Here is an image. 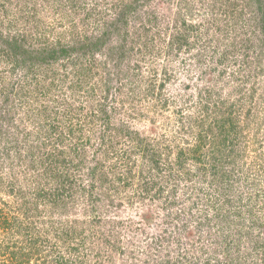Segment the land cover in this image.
<instances>
[{
	"label": "rangeland",
	"instance_id": "1",
	"mask_svg": "<svg viewBox=\"0 0 264 264\" xmlns=\"http://www.w3.org/2000/svg\"><path fill=\"white\" fill-rule=\"evenodd\" d=\"M263 21L0 0V264H264Z\"/></svg>",
	"mask_w": 264,
	"mask_h": 264
},
{
	"label": "trees",
	"instance_id": "2",
	"mask_svg": "<svg viewBox=\"0 0 264 264\" xmlns=\"http://www.w3.org/2000/svg\"><path fill=\"white\" fill-rule=\"evenodd\" d=\"M263 23H264V21H263ZM65 51L66 50H63V53H62V55H61V57L62 56H65V55H63V54H65ZM52 52H54V53H51L50 54V57H54L55 56V53H56V51L54 50V51H52ZM54 54V55H53ZM207 110H209V106H207ZM224 126H222V128H223ZM200 144H202V143H200ZM201 146H199L196 150H195V153H197V152H200L201 151ZM216 160V159H215ZM216 161H218V162H221V160H216ZM221 163H222V165H221ZM220 164H217V163H211L210 164V171H212V172H214V170L215 171H218V174H219V176L220 177H222V179H224V178H226V175H228V173H227V171L224 169V167H223V162H221ZM10 257V256H9ZM9 259H12V258H9Z\"/></svg>",
	"mask_w": 264,
	"mask_h": 264
}]
</instances>
